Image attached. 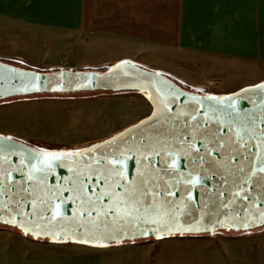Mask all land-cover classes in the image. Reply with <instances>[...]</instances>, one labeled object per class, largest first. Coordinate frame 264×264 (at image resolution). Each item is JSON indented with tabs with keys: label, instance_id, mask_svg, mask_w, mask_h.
<instances>
[{
	"label": "water",
	"instance_id": "1",
	"mask_svg": "<svg viewBox=\"0 0 264 264\" xmlns=\"http://www.w3.org/2000/svg\"><path fill=\"white\" fill-rule=\"evenodd\" d=\"M129 90L148 97L152 114L93 152L44 164L43 152L0 134V225L35 239L91 245L263 228L256 218L264 213L259 131L264 129V83L215 96L186 90L163 73L127 61L104 71L47 72L0 61V100ZM248 125L254 129L245 134L242 128ZM98 168L119 194L141 181L153 191H171L167 203L179 211L139 221L105 216L103 209L115 212L112 196L96 205L87 199L96 200L104 191L105 182L91 171Z\"/></svg>",
	"mask_w": 264,
	"mask_h": 264
},
{
	"label": "crops",
	"instance_id": "2",
	"mask_svg": "<svg viewBox=\"0 0 264 264\" xmlns=\"http://www.w3.org/2000/svg\"><path fill=\"white\" fill-rule=\"evenodd\" d=\"M6 24L59 51L80 39L83 53L116 56L48 60L51 69L102 70L127 61L163 74L164 63L202 72L226 65L229 72L236 65L264 70V0H0V35L15 31ZM0 264H264V227L110 245L35 239L0 227Z\"/></svg>",
	"mask_w": 264,
	"mask_h": 264
},
{
	"label": "rangeland",
	"instance_id": "3",
	"mask_svg": "<svg viewBox=\"0 0 264 264\" xmlns=\"http://www.w3.org/2000/svg\"><path fill=\"white\" fill-rule=\"evenodd\" d=\"M4 27L15 31L0 35V61L18 68L47 72L58 70L51 69L45 63L48 60L61 62L67 57L85 63L116 58L111 54L93 56L94 52L83 53L80 39L69 41L70 48L64 47L68 51H59L60 47L54 46L51 40L22 39L23 29L17 30L19 27L13 24ZM43 58L45 61H40ZM113 65L93 70L104 71ZM226 67L231 66H218L202 72L185 64L163 65L165 75L179 86L203 95H229L264 82L261 67L236 65L230 72ZM74 70H82V67ZM198 79L201 82L197 83ZM152 111L153 105L148 97L131 90L17 98L0 102V134L17 138L40 152L77 154L86 149L93 152L147 119Z\"/></svg>",
	"mask_w": 264,
	"mask_h": 264
},
{
	"label": "snow or ice",
	"instance_id": "4",
	"mask_svg": "<svg viewBox=\"0 0 264 264\" xmlns=\"http://www.w3.org/2000/svg\"><path fill=\"white\" fill-rule=\"evenodd\" d=\"M252 129H254V125H248L242 128L245 134H247L248 131ZM259 131L260 137L264 138V129H261ZM237 135H239V132L237 133ZM261 143H264V139L261 140ZM85 151L91 152L92 149H86ZM63 155H73V153L43 152L42 156L44 157V159L42 163L50 164L51 160ZM96 163H99V161H97ZM113 163H116V161H113ZM91 171L92 174H94L100 180L105 182V188L103 192L96 196V200H91V198H87L88 203L91 205H96V202L102 201L106 195L112 196L113 198V203L110 208H114L115 212H111L110 209H103L105 216L111 214L118 215L121 217H133V219L139 221L142 216L145 219H149L153 216L157 217V219H162L164 216H168L170 214L174 217L175 213L179 211L176 205L173 204L169 206L167 203L166 197L173 195L171 191H167L166 189H161L160 191H153L147 186L145 182L141 181L140 184L130 186L123 192V194H119L115 192V189L111 188L107 184L109 175L105 174V170L103 168H98ZM260 171H264V166L261 167ZM120 174L122 175V173ZM80 187L81 189L83 188L82 181ZM149 197L152 198L151 203H147ZM157 197H163L164 199L158 201ZM58 207L59 206H57V208ZM91 214L92 213L90 211L89 215ZM256 222L264 224V213H261V216L256 218ZM245 226L251 227L252 224L246 221ZM144 234L147 235V233Z\"/></svg>",
	"mask_w": 264,
	"mask_h": 264
},
{
	"label": "trees",
	"instance_id": "5",
	"mask_svg": "<svg viewBox=\"0 0 264 264\" xmlns=\"http://www.w3.org/2000/svg\"><path fill=\"white\" fill-rule=\"evenodd\" d=\"M88 93H111L109 91H94V92H88ZM70 94H73V93H70ZM83 94V93H82ZM40 95H62V94H35V95H28V96H19V97H12V98H8V99H5V100H0V102H3V101H7V100H11V99H17V98H27V97H34V96H40ZM0 227H7V226H2L0 225Z\"/></svg>",
	"mask_w": 264,
	"mask_h": 264
},
{
	"label": "bare ground",
	"instance_id": "6",
	"mask_svg": "<svg viewBox=\"0 0 264 264\" xmlns=\"http://www.w3.org/2000/svg\"><path fill=\"white\" fill-rule=\"evenodd\" d=\"M264 83V82H263Z\"/></svg>",
	"mask_w": 264,
	"mask_h": 264
}]
</instances>
